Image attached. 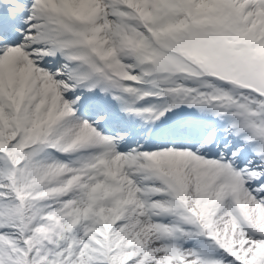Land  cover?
<instances>
[{
  "label": "snow or ice",
  "instance_id": "obj_1",
  "mask_svg": "<svg viewBox=\"0 0 264 264\" xmlns=\"http://www.w3.org/2000/svg\"><path fill=\"white\" fill-rule=\"evenodd\" d=\"M0 264H264V0H0Z\"/></svg>",
  "mask_w": 264,
  "mask_h": 264
}]
</instances>
